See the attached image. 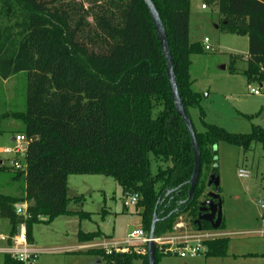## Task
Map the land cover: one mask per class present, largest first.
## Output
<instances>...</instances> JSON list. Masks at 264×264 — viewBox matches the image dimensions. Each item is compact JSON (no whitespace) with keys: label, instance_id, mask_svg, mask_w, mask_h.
<instances>
[{"label":"trees","instance_id":"1","mask_svg":"<svg viewBox=\"0 0 264 264\" xmlns=\"http://www.w3.org/2000/svg\"><path fill=\"white\" fill-rule=\"evenodd\" d=\"M166 28L181 98L201 108L192 89V56L206 52L190 39L191 0H152ZM218 5L224 31L248 37L249 84H264V0H209ZM28 73L24 111L0 116L22 123L17 133L29 143L21 193L0 192V218L11 224L10 236L26 225L29 243L35 223H51L69 208L68 178L74 174L111 176L123 196L138 193L142 227L156 236L170 233L180 216L193 224L208 199L203 169L218 176V144L245 151L254 143L264 149V127L234 133L205 123L198 132L202 171L194 197L190 180L195 158L185 121L177 114L168 82L167 61L144 0H0V78ZM236 72L234 66L230 67ZM202 117L204 116L201 109ZM190 116V115H189ZM1 132V131H0ZM151 154L160 163L151 170ZM0 169L5 160L0 159ZM8 168V166H6ZM10 168V167H9ZM220 191V188H219ZM27 204L26 214L17 204ZM197 228L198 226L194 224ZM221 227H223V222ZM202 228L212 230L203 221ZM101 230H80L78 241L103 237ZM228 237L207 243L205 256H225ZM106 264H149L147 254L106 253L89 249ZM157 263L162 256L157 250ZM4 264H24L4 255Z\"/></svg>","mask_w":264,"mask_h":264},{"label":"rangeland","instance_id":"2","mask_svg":"<svg viewBox=\"0 0 264 264\" xmlns=\"http://www.w3.org/2000/svg\"><path fill=\"white\" fill-rule=\"evenodd\" d=\"M221 23L215 2L191 0L190 39L203 42L208 37L212 49L192 56V89L201 94V108L190 107L189 115L198 132L205 131V122L230 132L249 133L254 126L264 127V84H249L243 73L247 68L248 37L224 31L219 27ZM231 66L236 68L235 73L230 71ZM252 89L259 90L260 94L253 93ZM27 95V72H20L8 80L0 78V115L24 111ZM17 127H22V123L16 119L4 117L0 120V149L13 146ZM150 156L151 170L156 174L160 163L153 154ZM8 158L0 154V159L6 161L0 169V192L21 193L24 179L9 168ZM216 164L223 212V227L218 232L229 239L227 254L193 258L162 256L158 264H264L263 146L257 142L245 151L238 145L220 142ZM240 169H246L249 177H242ZM203 171L208 184L212 173L206 167ZM68 187L69 208L75 212H89L90 216L80 217L75 213L59 216L51 223H35L32 228L35 244L31 246L40 252L34 264H106L99 257L85 253L89 249L78 248L79 231L101 230L107 239L123 241L142 225L140 210L136 206L125 208L123 190L111 176L70 175ZM214 190L213 185L207 186V194ZM0 264H4L3 256H0Z\"/></svg>","mask_w":264,"mask_h":264},{"label":"built area","instance_id":"3","mask_svg":"<svg viewBox=\"0 0 264 264\" xmlns=\"http://www.w3.org/2000/svg\"><path fill=\"white\" fill-rule=\"evenodd\" d=\"M203 8L206 9L207 6L204 4ZM203 44L206 50L212 49L208 37L204 39ZM252 92L260 94V91L257 89H252ZM30 142L31 139L25 134L17 133L13 137V146L4 147L0 150L1 154L9 156V167L14 171H27L28 165L26 162V155ZM240 175L246 178L249 177V172L246 169H240ZM125 197L124 206L126 209L136 206L140 198L138 193H131ZM26 207V203L17 204V213L20 215L26 214ZM220 237H225V235L218 232V229L205 230L202 228L199 230V228H196L186 217L180 216L172 232L155 236L153 241L156 244V249L161 254L179 255L182 258H193L205 255L208 251L207 243ZM9 239L10 238L1 236L0 256L10 255L12 258L24 264H34L40 251L29 243L26 225L22 224L20 226L19 232L11 237V242L1 244V241H8ZM149 241V233L146 232L141 225L131 231L123 241H114L106 238L99 242L80 245L78 248L101 249L106 253H128L136 251L137 253L147 254V244Z\"/></svg>","mask_w":264,"mask_h":264},{"label":"water","instance_id":"4","mask_svg":"<svg viewBox=\"0 0 264 264\" xmlns=\"http://www.w3.org/2000/svg\"><path fill=\"white\" fill-rule=\"evenodd\" d=\"M144 1L148 6L151 19L158 34L163 55L165 56L167 61L168 82H169V87L171 90L175 110L177 114L185 121L192 140L195 166L190 180L189 195L190 197H194L195 188L199 182L202 171L201 152H200L199 144L196 138L192 120L188 114V111L180 95L178 82L174 70V58L170 48V42L166 32V28L153 1L152 0H144ZM212 185L215 187V190L213 192H210L208 194V199L204 200L201 203L198 218L194 222V224L198 226L199 230L202 229L203 221L210 223L213 229L221 228L223 222L222 200L219 194V186H220L219 176L215 174H211L207 186L210 187ZM156 222H157V213H155L153 217L152 227L149 232L150 241L147 244V256H148L149 264H158L157 256H156L157 253L156 244L153 241V239L156 236V232H155Z\"/></svg>","mask_w":264,"mask_h":264},{"label":"crops","instance_id":"5","mask_svg":"<svg viewBox=\"0 0 264 264\" xmlns=\"http://www.w3.org/2000/svg\"><path fill=\"white\" fill-rule=\"evenodd\" d=\"M204 41V40H203ZM5 114H9V113H5ZM1 116V115H0ZM7 117V116H6ZM10 118V117H8ZM12 118V117H11ZM14 119V118H13ZM21 127H17L15 129V131H18L20 130ZM1 131V130H0ZM2 132V131H1ZM0 132V133H1ZM14 137V136H13ZM13 140V138H12ZM1 150V149H0ZM1 154V153H0ZM10 232H11V224H10V221L8 219H3V218H0V238L1 236H4L5 238H10L8 241H1V244H6V242H11V236H10ZM103 232V231H102ZM103 237L104 238H107L105 235V233L103 232ZM80 243V242H79ZM31 244H35V241H34V237L32 238V242ZM82 243H80L78 246H80ZM168 256H171V255H168ZM101 260L99 259L98 260V263H100Z\"/></svg>","mask_w":264,"mask_h":264}]
</instances>
